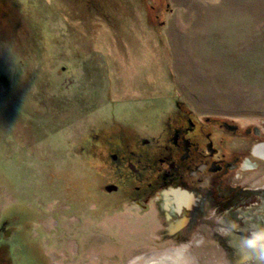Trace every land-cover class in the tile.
<instances>
[{
	"label": "rangeland",
	"instance_id": "rangeland-1",
	"mask_svg": "<svg viewBox=\"0 0 264 264\" xmlns=\"http://www.w3.org/2000/svg\"><path fill=\"white\" fill-rule=\"evenodd\" d=\"M181 104L264 120V0H0V264H146L177 247L180 264H257L239 232L263 228L206 210L176 240L153 201L97 196L126 130Z\"/></svg>",
	"mask_w": 264,
	"mask_h": 264
},
{
	"label": "flooded vegetation",
	"instance_id": "flooded-vegetation-1",
	"mask_svg": "<svg viewBox=\"0 0 264 264\" xmlns=\"http://www.w3.org/2000/svg\"><path fill=\"white\" fill-rule=\"evenodd\" d=\"M180 107L165 114L156 131L125 129L133 142L108 155L115 183L97 196L108 210L127 204L146 212L153 201L163 237L176 240L187 239L193 217L203 220L206 210L220 213L226 228L264 229V120L200 118Z\"/></svg>",
	"mask_w": 264,
	"mask_h": 264
},
{
	"label": "bare ground",
	"instance_id": "bare-ground-1",
	"mask_svg": "<svg viewBox=\"0 0 264 264\" xmlns=\"http://www.w3.org/2000/svg\"><path fill=\"white\" fill-rule=\"evenodd\" d=\"M185 248L186 247H177L169 249L168 251L155 254L153 253L152 255L146 257L148 259L146 264H180V261L177 258L185 256ZM240 253L242 254V256L240 255V260H244L246 258L245 253L242 251Z\"/></svg>",
	"mask_w": 264,
	"mask_h": 264
},
{
	"label": "clouds",
	"instance_id": "clouds-1",
	"mask_svg": "<svg viewBox=\"0 0 264 264\" xmlns=\"http://www.w3.org/2000/svg\"><path fill=\"white\" fill-rule=\"evenodd\" d=\"M247 247L252 250L257 264H264V230L253 233L252 238L247 240Z\"/></svg>",
	"mask_w": 264,
	"mask_h": 264
}]
</instances>
